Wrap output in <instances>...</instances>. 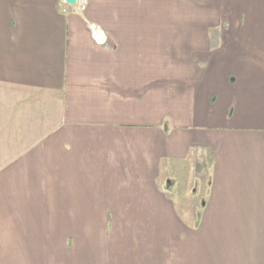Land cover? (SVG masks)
I'll return each mask as SVG.
<instances>
[{"label":"crops","instance_id":"crops-1","mask_svg":"<svg viewBox=\"0 0 264 264\" xmlns=\"http://www.w3.org/2000/svg\"><path fill=\"white\" fill-rule=\"evenodd\" d=\"M77 251L264 264V0H0V264Z\"/></svg>","mask_w":264,"mask_h":264},{"label":"rangeland","instance_id":"rangeland-1","mask_svg":"<svg viewBox=\"0 0 264 264\" xmlns=\"http://www.w3.org/2000/svg\"><path fill=\"white\" fill-rule=\"evenodd\" d=\"M206 166L207 165L205 164V168L202 171L204 174H205V171H206ZM206 174H207V172H206ZM54 247H56L57 249H61V246H54ZM116 247H117L116 245H111V246H109L107 248H103V245H102V242H101L100 243V247L97 250H95V252H91L90 249H89L90 248V243L87 242V250H86V253H91L92 255H94L93 253H95V255L97 256V258H99V259H104V258L109 259V258L112 257V249L113 248H116ZM70 256H71L72 260H73V258H76L75 260H76V263L77 264H83V260H84L83 257L84 256L83 255H80L78 251L77 252L70 253Z\"/></svg>","mask_w":264,"mask_h":264},{"label":"built area","instance_id":"built-area-1","mask_svg":"<svg viewBox=\"0 0 264 264\" xmlns=\"http://www.w3.org/2000/svg\"><path fill=\"white\" fill-rule=\"evenodd\" d=\"M66 4H67L66 0H63V5H66ZM81 10H85V6H82ZM94 39L100 45L106 44L108 40L107 35L99 28H96L94 30Z\"/></svg>","mask_w":264,"mask_h":264},{"label":"water","instance_id":"water-1","mask_svg":"<svg viewBox=\"0 0 264 264\" xmlns=\"http://www.w3.org/2000/svg\"><path fill=\"white\" fill-rule=\"evenodd\" d=\"M67 4L71 5V6H75L78 2V0H66Z\"/></svg>","mask_w":264,"mask_h":264}]
</instances>
